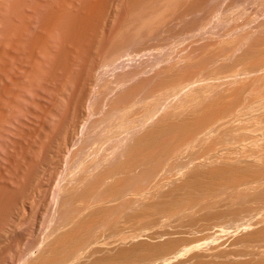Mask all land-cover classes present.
I'll list each match as a JSON object with an SVG mask.
<instances>
[{
    "label": "bare ground",
    "instance_id": "1",
    "mask_svg": "<svg viewBox=\"0 0 264 264\" xmlns=\"http://www.w3.org/2000/svg\"><path fill=\"white\" fill-rule=\"evenodd\" d=\"M224 1L0 0V264H264V31L199 51ZM189 18L203 58L100 87Z\"/></svg>",
    "mask_w": 264,
    "mask_h": 264
},
{
    "label": "rangeland",
    "instance_id": "2",
    "mask_svg": "<svg viewBox=\"0 0 264 264\" xmlns=\"http://www.w3.org/2000/svg\"><path fill=\"white\" fill-rule=\"evenodd\" d=\"M230 1H232V0H230ZM230 1L225 0L224 3H223V4H225V5L222 4L221 7L219 8V10H218V12L216 13V15H218V16H220V17H218V16H216V15L214 16V17H218V18H216V20H217V21L219 20V23L221 22V23H220L221 25H219V24L217 23V21H214V22H213V20H214V18H213V19H212V22H211L212 24H211V23L206 24V23H207V22H206V23H205L206 25L204 24V26H205L206 28H203L204 26H202L203 29H206V32H205L202 28H201L202 30L199 29V30H201V35H202V37H205V38H206V37H209L208 39L206 38V41H205V42H204V39H205V38H202L201 35L197 33V32H199V30H197V32H196L197 34H196V35H194V34H195L194 32H195L196 30H194V32H193V30H191V31L188 30V32L190 31V34L192 35V39H191V35L187 33V30L185 29L186 31H185V30L183 31L182 28H180V27H183L184 25L186 26L187 23L189 24V22L192 21V18H189V19L186 20L185 22L182 21V23H185V24H180L181 22L178 23L179 20H178V21L176 20V21H177V24H178V25L180 24V25H182V26H180V25L178 26V25H176V23H174V24L176 25L175 28H177L178 30L175 32V31H174L175 29L171 27V26H173V25H170V27H171L172 29H171L170 27H168L167 30L171 29V31H172V30L174 29V30L172 31V33L175 32V34L173 33L174 35H176V34H180V35H177V36H178V38L180 37L181 39H180V38L178 39V38L172 37V36H174V35H173V34L171 35V33H170V35L167 34V33L171 32V31H169V32L166 31L167 33L164 32V31H161L160 33L162 34V33L164 32V34H162V35H161L160 33H159V34H160L161 36H163V39H164V40L162 39V37H161L159 34H156V35H157V38H160L162 41H161L160 39H159V40L154 39V38H156V37H155L156 35H155L154 38H153L154 41L150 42V40H152V37H151L150 40H148V41L146 40V41H147V42H150V43H155V40H157V41H160L161 44H166V43H165V42H166V41H165V40H166L165 35H167V37H168V36L172 37V38H169V37H168L167 39H169V40L172 39V41H173V38L175 39L174 42H176V39L178 40L176 43H177V44L179 43L180 45L177 46L176 43H174V42L172 43V44L174 45L173 47H176V46H177L176 48H177L178 50H177L176 48L174 49V48H172V47H167L168 49H166L165 46H164V45H161V44H160V45H153V44H152V45L155 47V48L153 49V47H152L151 45L149 46V43L146 42L150 49H148V47H142V46H141V48H143V49H144V48H147L148 51L144 50V53H142L143 55H139V57H136L135 55H138V53L136 52V54H135V51H136V50L133 51V50L130 48V49H129L130 51H128V52H124V53L122 54V55H124V56H126V55L128 54L130 58H129L128 56L123 57L124 59H126V58H128V59L125 60V61H123L124 63H123V65H121V67H119L120 65H119L117 62H116V63L118 64V67H116L117 65H115V63H113V65H112L113 67L109 65V67H110V68H111V67L114 68V70H113L112 68H111V70H110L109 67L107 68V71H108V72L106 71L105 76H104V74H103V76H102V77H103V80L101 79V80H102V81H101L102 83H101L100 87L102 86V84H105V83H103L104 80H105V81H108L107 83H109V84H111V83H112L113 85H114L115 83L118 84V82H117V78L119 79L120 76H121V78H124V77H125L124 74H125L126 72H127V73L132 72V71H134V72H135V71H136V72H137V71L140 72L141 70H143V74H144V76L147 74L146 77H151V76H153V75L155 74V73L153 74V72H156V70H158V69L164 67L165 64H167V63H168V64H172V63H174V61L180 59V57H183L184 54H181V53H180V55H179V53H177V52H180V51L185 52V51L190 50V51L186 52V53L188 54L189 52H191V50H193V51L191 52L193 55L196 54V53L199 54V55H197V57H196V59H197V58L201 57L202 53L204 52L203 49L205 50V48H207L209 45H211V46L214 45L213 47H211V46L209 47V49L211 48V51H210V50H209V51H210V52H214L215 54H216V53H220V52L226 50L225 48L230 49V48H232L233 46H235L236 44H238V43H237L238 41H241V38H242V37H240V40H238L239 38L237 39V38H235V37H236L237 35H239V31H242V32H243V30H245V28L242 29V30L237 29V30H236V33H235V34H237V35L234 37L235 34L232 33V34H233V35H232V38H231V35H230V34H227L226 30L229 31L228 33H230V29H231V28L234 27V29H235V28L238 27V25H240L239 27L241 28V24H242V23H243V24H242V25H243L242 27H246V29H247V30H245V32H247L248 29H250V30L252 31V30H254L255 28H256V29L259 28V29H258V32H259V30L262 31V32L264 31V27H263L262 25L259 27L260 24L264 23V13H263V16H261V17L259 16V14H257V11L260 12V10H262V8H263V10H264V3L262 2L263 5H262V3H261V1H264V0H260V4H259V5H256V4H255V3H257L256 1H258V0H254L255 3H254L252 0H250L251 2H253V3L255 4V5L252 4L254 7L257 6V7H256L257 9L254 8V10H253V8H252V5H250L251 2H249V0H247V1L245 0L246 3H249V4H245L246 6L243 5V3H245L244 0H243V2L241 1L242 4H239L240 0H238L239 2H238V3L236 2L238 5H236V3L233 2V1H237V0H233L232 2L234 3V5H236V6H234V5H233V6H234V7H238L239 9H238V8H234V7L232 6L235 10L232 9V10H231V11L233 12V13H232V12L230 11V9H227V10H229V12H231L230 15H229V12L226 11V9H224V8H225V6H228V5H229L228 3H230ZM226 2H227V4H226ZM232 2H231V3H232ZM231 3H230V4H231ZM233 3H232V4H233ZM257 4H258V3H257ZM248 5H249V8H248ZM223 6H224V7H223ZM241 6H242V7H241ZM232 7H231V8H232ZM240 7H241V8H240ZM258 7H259V8H258ZM261 7H262V8H261ZM227 8H230V6H228ZM247 8H248V9H247ZM250 8H252V9H250ZM260 8H261V9H260ZM244 9L247 10V11L245 10V12H246L247 14H246V13H243ZM249 9H250V10H249ZM255 9H256V10H255ZM222 10H223V15H221V14H222ZM224 10H225V12H224ZM263 10H262V11H263ZM241 11H242V12H241ZM248 11H249V12H248ZM262 11H261V13H262ZM226 12H228V13H226ZM237 12H239V13H237ZM218 13H219L220 15H219ZM224 13H225V14H224ZM242 13H243V17H241V16H242ZM261 13H260V15H262ZM227 14H228V16H230V18H228ZM231 14H232V15H231ZM233 14H234V15H233ZM237 14H238L239 16H237ZM250 14H251V15H250ZM256 14H257V16H256ZM224 15H225V18H224ZM244 15L247 16V17H245ZM221 16H222V19H221L222 21L219 19V18H221ZM232 17H234L235 19H234V18L232 19ZM236 17H238V18L236 19ZM239 17H240V19H239ZM227 18H228L229 20L231 19L229 22H232V24H233L234 22H236V20H237V22H236V23L238 24L237 27L234 26V25H232V24L230 23V24L233 26V27H231V25H230V27H231V28H230V27H229V23L227 22V20H228ZM242 18H243L245 21L242 20ZM245 18H247V20H248V18H250L251 20L249 19V20L246 22V19H245ZM190 19H191V20H190ZM253 19H254V20H253ZM172 21L174 22L175 20H171L170 22H172ZM176 21H175V22H176ZM209 21H211V20H209ZM209 21H208V22H209ZM223 21H224V22H223ZM239 21H240V24H239ZM249 21H250V22H249ZM173 22H172V23H173ZM186 22H187V23H186ZM215 22L218 24L219 27H218V26H216L217 28L215 27V25H217ZM226 22H227L228 24H226ZM244 22H245V25H244ZM222 23H224V24L227 25L228 27H227V26H226V28L223 27L224 24L222 25ZM234 24H235V23H234ZM257 24H258V25H257ZM175 25H174V26H175ZM207 25L210 26V29H211V27H212V29L216 28V31H214V30L212 31V30H210V29H209V31H208V30H207ZM235 25H236V24H235ZM253 25L256 26V27H254ZM263 25H264V24H263ZM220 26H222L223 29L225 28L224 31H225V33H226L227 35H229L230 39L232 40V41H230V42H232L231 44L234 43L233 45L230 46V44H228V43L226 42V39H227L228 41H229V39H228V37L225 35V33L222 32V28H221ZM248 26H249V27H248ZM252 26H253V27H252ZM178 27H179V28H178ZM239 27H238V28H239ZM184 28H185V27H184ZM184 28H183V29H184ZM208 28H209V27H208ZM228 28H230V29L228 30ZM251 28H254V29H251ZM261 28H262V29H261ZM180 29L182 30V32H180V31H181ZM234 29H233V30L231 29V31H232V32H235ZM256 29L254 30L255 32H257ZM179 30H180V31H179ZM238 30H239V31H238ZM178 31H179L180 33H179ZM210 31H211V32H210ZM237 31H238V32H237ZM251 31H249L248 33H245V35H246V34L250 35V34L252 33V34L254 35V37H257V36H258V33H257V36H256V33H254L253 31L251 32ZM177 32H178V33H177ZM185 32H186L187 34H186ZM192 32H193V33H192ZM204 32H205V33H204ZM208 32H209V33H208ZM217 32H218V33H217ZM221 32H222V33H221ZM262 32H261V33H262ZM181 33H183L182 36H181ZM199 33H200V32H199ZM206 33H208V34H210L211 36H213V39H214V40H215V38H216V40L213 41L212 37H211L210 35H206ZM261 33H260V34H261ZM185 34H186V35H185ZM204 34H205V36H203ZM241 34H242V36H243L244 32H243V33L240 32V36H241ZM245 35H244V36H245ZM248 35H246V36H248ZM253 35H250V36H253ZM186 36H188V37H186ZM223 36H226L227 38L225 39ZM244 36H243V37H244ZM183 37H184V38H183ZM185 37H186V38H185ZM193 37H194V39H193ZM197 37L202 38L203 40L200 39V40H201V41H200L199 38H197ZM210 37H211V38H210ZM217 37H218V39H217ZM220 37H222V38H224V39H221ZM237 37H239V36H237ZM219 38H220V39H219ZM233 38L237 39V41H235L236 43L233 41ZM189 39H190V40H189ZM179 40H180V41H179ZM198 40H199L200 42H198ZM207 40H208V41H207ZM210 40H211V41H210ZM217 40H219V42H217ZM224 40H225V41H224ZM167 41H168V40H167ZM190 41H191V42H190ZM196 41H197L198 43H197ZM220 41H222L221 44H223V43L225 42V43L228 44L229 46L227 45L226 47H223V46H224V44H223V46H222L223 48H221V46L218 47L219 45L216 46L217 49L220 48L221 50H219V49L217 50L216 48L213 49V48L215 47V44H217V43L219 44ZM180 42H181V43H180ZM188 42H189V44L191 45V47L189 46ZM192 42H193V43H192ZM195 42L197 43V46H200V44H202V45H203V46L201 45L202 48L204 47V45L206 46V44H209V45H208L207 47H205V48L202 49L203 52L199 53V51H201V46H200V47H198V49L200 48V50H199L198 52H196V53H193V52H194V48L197 47ZM201 42H203V43H205V44H203V43H201ZM146 43H145V44H146ZM157 43H158V42H157ZM191 43H192V44H191ZM194 43H195V44H194ZM155 44H156V43H155ZM169 44L171 45V42H169ZM184 44H185V46H184ZM221 44H220V45H221ZM226 44H225V45H226ZM140 45H141V44H140ZM147 45H146V46H147ZM170 45H166V46H170ZM175 45H176V46H175ZM138 46H139V45H138ZM138 46H134V47H132V48L136 49V47L138 48ZM143 46H145V45L143 44ZM171 46H172V45H171ZM182 46H184L185 49H183ZM186 46H187V47L189 46L190 49H187ZM192 46H193V47H192ZM151 47H152V48H151ZM244 47H245V46H244ZM156 48H157L158 50H157ZM180 48H182V49L180 50ZM192 48H193V49H192ZM155 49H156V51H155ZM207 49H208V48H207ZM127 50H128V49H127ZM127 50H126V51H127ZM131 50H132L134 53H132ZM138 50H142V49H140V47H139V49H137V51H138ZM149 50H150V51H149ZM171 50H172L173 53L171 52ZM175 50H177L176 53H175ZM179 50H180V51H179ZM184 50H185V51H184ZM124 51H125V50H124ZM145 51H146V52H145ZM157 51H159V52L157 53ZM162 51H165V52H162ZM195 51H197V50L195 49ZM206 51H207V50H206ZM206 51H205L204 53H207V52H208V51H207V52H206ZM160 52H161L162 54H161ZM169 52H171V53L169 54ZM241 52H242V50H241ZM131 53L133 54V57L130 56ZM140 53H141V52H140ZM140 53H139V54H140ZM149 53H150V55H149ZM163 53H164L165 55H164ZM186 53H185V54H186ZM191 53H190V55H191V57H192V54H191ZM204 53H203V55H205ZM233 53H234V52H233ZM233 53H230V54H228L227 56H228V57H232L231 55H232ZM134 54H135V55H134ZM144 54H145V55H144ZM151 54H152V55H151ZM157 54H158V56H157ZM167 54H168V55H167ZM172 54H173V55H172ZM176 54H177V55H176ZM153 55H154V56H153ZM170 55H171L172 58L170 57ZM174 55L176 56V59L174 58L175 60L173 59V56H174ZM181 55H182V56H181ZM203 55H202L201 58H203ZM134 56H135V57H134ZM168 56H169V57H168ZM186 56H187V55H186ZM195 56H196V55H195ZM227 56L224 57V61H222V62H226V63L228 64V63H230V62L233 61V57H232V60H231V58H230V60H229V58H228ZM160 57H161V58H160ZM136 58H137V59H136ZM151 58H153V59L151 60ZM154 58H155V59H154ZM169 58H170V59H169ZM177 58H178V59H177ZM192 58H194V57H192ZM192 58H191V59H192ZM226 58H228V59L225 61ZM124 59H123V60H124ZM129 59H130V60H129ZM132 59H133V61H132ZM191 59H190V60H191ZM128 60H129V62H128ZM134 60H135V61H134ZM159 60H160V61H159ZM168 60H171L172 63H169ZM173 60H174V61H173ZM197 60H198V59H197ZM150 61H151V62H150ZM157 61H159V62H157ZM171 61H170V62H171ZM191 61H192V60H191ZM193 61H194V59H193ZM193 61H192V62H193ZM195 61H196V60H195ZM132 62H133V63H132ZM147 62H148V63H147ZM144 63H146V64H144ZM150 63H151V65H150ZM152 63H153V64H152ZM126 64H127V65H126ZM159 64H160V65L162 64L161 67L159 66ZM149 65H150V66H149ZM114 66H115L117 69H118V68H119V69L117 70ZM122 67H123V68H122ZM128 67H129V68H128ZM134 67H135V68H134ZM140 67H141V68H140ZM143 67H144V68H143ZM145 67H147V68H145ZM151 67H152V68H151ZM153 67H154V68H153ZM126 68H127V69H126ZM108 69H109V70H108ZM131 69H132V71H131ZM136 69H137V70H136ZM144 69H145V70H144ZM146 69H148V70H146ZM150 69H152V71H151ZM153 69H154V70H153ZM155 69H156V70H155ZM112 70H113V71H112ZM110 71H112V72H110ZM115 71H116V72H115ZM144 71H145V72H144ZM146 71H147V73H146ZM149 71H150V72H149ZM109 72H110V73H109ZM141 73H142V71H141ZM145 73H146V74H145ZM151 73H152V75H151ZM106 75H107V77H106ZM115 75H116V76H115ZM126 75H127V74H126ZM149 75H150V76H149ZM104 77H105V78H104ZM116 77H117V78H116ZM114 78H115V79H114ZM114 82H115V83H114ZM135 82H136V81L134 80L133 83H135ZM130 83H132V81H131ZM130 83L128 82L129 86H127V87L132 86L133 83H132V84H130ZM112 84H111V85H112ZM135 84H136V83H135ZM105 85L107 86L108 84H105ZM105 85H104V86H105ZM113 85H112L111 87H113ZM115 85H116V84H115ZM133 85H134V84H133ZM108 86L110 87V85H108ZM116 86H117V85H116ZM118 86H122V85H119V84H118ZM118 86H117L118 90H116L117 88H115V86L113 87V88L115 89V92H116V93H114L113 96H112V97H114V98H115V94L118 95V93H120L121 91L124 92V91L126 90L125 86H124V87H123V86H122V87H118ZM119 88H121V89H119ZM124 88H125V90H123ZM127 89H128V88H127ZM118 91H120V92H118ZM120 94H121V93H120ZM117 95H116V98L118 97ZM114 98H113V99H114Z\"/></svg>",
    "mask_w": 264,
    "mask_h": 264
}]
</instances>
